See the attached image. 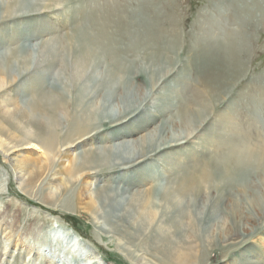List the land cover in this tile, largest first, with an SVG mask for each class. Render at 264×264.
<instances>
[{"label":"rangeland","instance_id":"obj_1","mask_svg":"<svg viewBox=\"0 0 264 264\" xmlns=\"http://www.w3.org/2000/svg\"><path fill=\"white\" fill-rule=\"evenodd\" d=\"M17 1L19 3H15ZM13 2L15 4H12V7L9 6V10L7 9L8 12L11 11V15L6 17L9 13L4 11V18L0 19V53H10L20 43L21 37L24 35L34 38V42H32L38 49L26 57L38 58L40 70H46L47 74L57 77L63 84L71 85L75 82L76 86L73 87L72 92L75 99L80 93L82 97L84 94H89L88 97H90L93 89L96 88L91 87L92 84H97L102 91L117 78H127V86L130 85L129 87L132 89L136 87L139 91L150 90L151 97L146 103L147 106L143 108L144 110L142 109L128 122L96 135L98 137L95 136L94 139L102 140L99 143H92L88 140L89 142L82 143L80 148L72 147L65 150L64 147H60L61 152L64 151L61 157L64 164L67 163L66 157H75L80 150L107 145L105 140L112 135L111 133H118L119 130L128 132L130 137H140L161 125L168 126V129L179 131L184 129L190 132L192 127H196L198 121L195 116L200 113V107L193 100L197 101L196 94L201 91L203 93L204 83L209 79V74L203 70L200 50L210 39L233 40L237 46L241 70L240 73L238 72L239 78L236 81L232 80L235 86L229 98L227 97L224 103L218 106L216 113L214 111L211 113L210 118L203 126L193 133L191 132L188 142L152 158L148 168L158 178L141 177L143 176L141 170H138L141 173L138 171L131 175L127 173L125 178H128V182L133 181L129 184L130 189L151 190L156 181L161 180L166 183L175 177L179 178L177 172L181 167H196L201 164V161H207L210 155L216 154L217 156L213 159L219 163L224 147H218L221 140L216 131L224 128L222 131H226L224 132L226 134H234L233 137L237 138L240 144L244 143L243 145L256 153H263L261 163L252 162L249 168L250 171L252 170V174L249 176V191L247 193L249 199L252 200H248L247 203L249 202L255 213L264 208V0H60L57 3L50 0H0L2 4ZM140 22L149 24L148 26L152 27L153 35L162 39L158 44L160 43L159 46L164 47L163 49L160 47L158 51L163 50L168 58L173 59L176 56L177 59L172 60L174 65L170 67L172 69L169 73L161 80L159 78L155 80L154 84L147 79L150 76L149 72L143 76L136 72V68L142 65V57H148L150 52H157L151 47H145L144 29ZM96 28L98 30L103 28L108 33L105 34L107 36L116 35L113 39L109 37L110 40H103V44L106 42L103 50L84 41V35L98 34ZM121 30L125 32L123 34L125 36L118 37ZM171 39L174 50L169 47ZM113 40L117 41L113 42ZM136 43H138L139 49L133 50L132 46L137 45ZM114 46L123 50L118 51L116 55L109 53L111 47ZM84 51L89 53V58L85 57ZM132 51H136V53L134 52L133 55ZM110 57L113 58L110 60ZM146 62L144 61V63ZM78 66L87 72L82 71L73 76ZM100 67H104L103 70ZM93 70L98 73L99 77L93 78L91 82L84 74L88 75ZM119 70L121 71L119 72ZM123 70L125 74L122 72ZM207 71L215 73L212 67ZM36 75L37 73L32 72L17 84H25ZM7 89L9 87H4L0 93L6 92ZM122 89L125 90V88ZM33 91L34 88L22 89V86L12 90L19 98ZM9 92L7 91V93ZM84 99L87 102L88 98L84 97ZM95 99L97 103L99 96ZM181 101H184L183 105ZM1 107L2 104L0 110ZM181 107L184 108V111L188 109L194 112V117H190L191 113L187 115L188 111H186L184 114L187 116L184 115V120L180 119L178 116L183 109ZM197 110L198 112H196ZM64 122L67 125L68 121ZM11 151L16 157H26L28 160H35L37 156L44 157L41 148L30 145H23ZM181 173L180 171L179 175ZM106 175L102 174L96 177L93 171H90V174L82 176L81 183L85 189L81 192V198L84 201L88 199L89 195H93L97 185L102 187L109 184L110 181L106 179L109 175ZM17 177L18 175L15 174L10 163L6 162L0 154V214L4 212L5 219L12 225L15 224L12 228L16 227V230L11 232L10 227L5 228L2 221L0 222V251L3 250L5 237L9 236L10 243L7 249L10 252L8 258L11 261L10 264H48V258L37 253V248L39 245L41 246L39 241L43 240L44 235L40 234L37 238L29 236L23 243L21 239L17 240L23 232L31 230L34 233L37 230L45 232L47 229H57L61 231L60 235L69 234L74 238L73 242H78L87 254L91 253L96 257L97 261L94 264H135L121 243V247H117L115 237H111L97 228L98 224L95 223L101 221L99 219L100 211L93 214L94 219L91 215L76 212L71 209V205L64 202L68 197L74 199L76 190L60 196L58 203H54L46 197L44 184L36 185L34 189H30L24 182L21 184ZM189 194H184V201L190 202L185 206L186 208L184 207V214L194 216L197 206L193 203L194 197ZM67 202L69 203V201ZM228 202L229 198L227 197L219 203L225 209ZM60 205H65L68 209L62 208ZM239 212L240 210L235 212V220L242 221V230L247 234L241 236L239 244L231 246L227 250H217V253L220 254L215 257L213 251H208L206 258H199L200 264H264V223L256 215L249 212L241 215ZM14 214L18 215L19 222L13 223ZM195 224L199 228L197 233L200 241L212 232L210 229L202 228L199 222ZM184 230L187 234L185 225ZM26 243H30V246L34 247L31 256L30 250H28L30 246L27 247ZM45 243L46 245L41 247L48 254L52 246ZM130 247L131 250L135 249L133 246ZM140 252L142 253V251ZM140 252L136 251L135 253H139L141 257L144 256L145 259L142 262L152 259L150 255ZM152 261L157 262L156 264H166L154 259ZM191 262L193 263V260ZM71 264L82 263L72 261Z\"/></svg>","mask_w":264,"mask_h":264},{"label":"bare ground","instance_id":"obj_2","mask_svg":"<svg viewBox=\"0 0 264 264\" xmlns=\"http://www.w3.org/2000/svg\"><path fill=\"white\" fill-rule=\"evenodd\" d=\"M50 1L57 3L60 0ZM15 3H0V19L4 18L3 12H8V7ZM10 12L6 17L11 15ZM140 25L144 29L145 47H151L158 53L150 52L148 57H142V65L135 68L140 76L149 72L150 76L147 79L154 84L155 80L158 78L161 80L169 73L172 69L170 67L174 65L172 60L176 56L171 59L163 50L158 51L162 39L153 35L152 27L148 26L149 24L140 22ZM97 32L98 34L93 36L83 34L84 41L102 50L106 46V42L103 44V40L107 41L116 36L105 35L108 33L103 28L97 29ZM123 34L125 32L121 30L120 35L117 36L122 37ZM143 34L141 33V35ZM32 41L34 42V38L24 35L21 37L20 43L10 53H0V91L4 87H9L6 92L0 93V97L3 96L0 100V105L2 104L0 110V154L6 162L10 163L21 184L24 182L30 189H34L36 185L44 184L46 197L54 203H58L60 196L76 190L75 198L68 197L64 202L71 205V209L76 212L91 215L94 219L93 214L100 211L99 219L101 221L95 223L98 224L97 228L103 233L115 237L117 247L122 246L135 264H156L157 262L154 263L152 259L166 264H200L199 258H206L208 251H213L214 257L217 256L220 254L217 253V250H227L231 246L239 244L241 236L247 234L242 230V221L235 220L234 215L237 210H240L241 215L246 212L256 215L264 223V208L255 213L249 202L247 203L248 200H252L249 199L247 193L249 191V176L252 174V170L250 171L249 168L252 162L261 163L263 153H256L243 145L244 143L240 144L237 138L233 137L234 134L224 133L226 132L222 131L224 128L216 131L221 140L217 146L224 147L219 163L213 159L217 156L216 154L210 155L207 161H201V164L196 167H181L177 172L178 179L175 177L166 183L156 179L158 181L155 180L151 190L130 189L129 184L133 181L128 182V178H125L127 173L131 175L138 170H141L143 174L141 177L158 178L148 168L152 158L188 142L191 132L193 133L203 126L210 118L211 113L213 111L216 113L218 106L222 105L227 97L229 98L235 86L234 81L239 78L238 74L241 70L239 68L241 61L233 40L210 39L200 50L203 70L209 74V79L204 83L203 93L201 91L196 94L197 101L193 100L200 107V113L195 116L198 121L196 127H192L190 132L184 129L180 131L168 129V126L161 125L140 137H130L128 132L119 130L118 133H111L112 135L105 140L107 145L80 150L75 157H66V164L61 160L64 151L61 152L60 147H64L65 150L72 147L80 148L81 144L88 140L92 143H99L102 140L94 139L98 137L96 135L128 122L147 106L146 103L151 97L150 90L139 91L136 87L132 89L129 87L130 85L127 86V78H117L105 87V90L103 87L102 91L97 84H92L91 87H96L92 88V95L90 97H88L89 94L83 95L88 98L87 102L81 93L75 99L76 97L72 94L73 87L76 86L75 82L71 85L63 84L57 77L47 74L46 70H40L38 58L26 57L38 49ZM116 41L113 40V42ZM158 42L160 43L158 44ZM170 43L169 47L174 50L173 40ZM136 44L132 46L133 50L138 48V43ZM163 47L161 48L163 49ZM121 50L123 49L121 48ZM121 50L114 46L111 47V52L108 51L116 55ZM87 51H84L85 57H88ZM134 52L136 53V51ZM134 52L132 51L133 55ZM111 58L113 57H110V60ZM175 60L177 59L175 58ZM144 61L147 62L144 63ZM79 67H76L73 76L83 71ZM211 67L214 68L215 73L207 71ZM100 68L103 70L104 67ZM32 72L37 73L34 78L25 84H17ZM83 72L86 73L87 70ZM95 72L93 70L88 75H84L87 76V80L92 82L93 78L99 77ZM130 74L132 76V73ZM102 85L105 86L103 83ZM20 86L22 89L34 88V91L19 98L12 90ZM7 91L10 92L7 93ZM97 96L99 99L96 103ZM182 102L184 101H181V104ZM186 111H188L187 115L191 113L190 117H194V112L188 109ZM186 111L183 108L178 117L184 120ZM212 115L214 116V114ZM65 120L68 121L67 125L64 124ZM23 145L41 148L44 157L37 156L35 160L16 157L11 150ZM90 171H93L96 177L102 174L109 175L106 179L110 182L102 187L97 185L93 195H89L88 199L84 201L81 198V192L85 186L82 185L81 180L82 176L90 174ZM180 171L182 173L179 175ZM186 193H190L194 197L193 203L197 206L194 216L184 214L185 206L190 204L189 199L188 203L184 201ZM227 197L229 202L224 209L220 203L223 198ZM60 206L68 209L65 205ZM255 209L258 208L255 207ZM5 217L4 212L1 213L0 222L2 221L5 228L10 227L11 232H14L16 227H12L15 224L12 225ZM13 217H15L13 223L19 222L18 215L14 214ZM196 222H199L202 228L212 231L202 241L199 240L197 233L199 228L195 224ZM184 225L187 228V234L184 232ZM30 232H23L17 240L21 239L23 243L29 236L37 238L40 234L44 235L43 240L39 243L42 246L47 242L52 246L48 254L40 245L39 248H36L40 256L48 258V264H71L72 261L94 264L97 261L96 257L91 253L87 254L78 242H73L74 238L69 234L60 235L61 231L57 229H47L45 232L37 230L35 233L31 230ZM9 243L10 237H5L3 250L0 251V264H10L11 262L8 260L10 257V252L7 249ZM26 244L27 247L30 246V243ZM130 246L135 249L131 250ZM33 248L30 246L28 249L30 256ZM136 251L150 255L151 261L148 259L142 262L145 259L144 256H139V253H135ZM154 253L160 255H154Z\"/></svg>","mask_w":264,"mask_h":264}]
</instances>
